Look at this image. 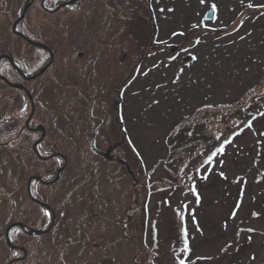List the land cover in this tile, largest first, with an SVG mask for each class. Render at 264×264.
<instances>
[{"label":"rangeland","instance_id":"rangeland-1","mask_svg":"<svg viewBox=\"0 0 264 264\" xmlns=\"http://www.w3.org/2000/svg\"><path fill=\"white\" fill-rule=\"evenodd\" d=\"M26 1L0 0V54L31 75L50 55L12 30ZM20 30L54 51L13 82L34 97L43 153L67 161L34 183L56 213L43 231L51 212L28 177L64 159L32 157L30 101L0 82V141L19 132L0 146V264H264V0H80L54 14L36 0ZM16 221L41 231L13 227V247Z\"/></svg>","mask_w":264,"mask_h":264},{"label":"water","instance_id":"water-1","mask_svg":"<svg viewBox=\"0 0 264 264\" xmlns=\"http://www.w3.org/2000/svg\"><path fill=\"white\" fill-rule=\"evenodd\" d=\"M75 1H77V0H69V1H66V2L60 4V5L57 7L56 10H58V9L61 8L62 6H65V5H67V4H69V3H72V2H75ZM31 3H32V0H27V1H26L25 5H24V7H23V10H22V12H21V14H20V16L16 19V21H15L14 24H13V31H14L15 33L21 35L23 38H25L27 41L33 43L34 45L47 49V50L50 52V54H51V58H50V60H49V61H48V62H47V63H46V64H45V65H44V66H43V67H42L37 73H35V74H33V75H30V76H25V78H27V79H33V78H36V77H38L39 75L43 74V73L46 71V69L52 64V62H53V60H54V53H53V51L51 50V48H50L48 45H46L45 43L39 42V41H34V40L30 39L29 37H27V36H26L25 34H23L22 32H20V31L17 30V25H18V24L24 19V17H25V15H26V13H27V11H28V9H29ZM44 3H45V0L42 1V5H43V6H44ZM214 14H215L214 9H210V10L206 13V18H207V19H211V18H213ZM173 51H176V47H173ZM3 57L10 58V60H12V62H13V58H12L11 56L6 55V54H4V55H0V59L3 58ZM0 78H2L3 80H5L7 83H9L10 85H12V86H14V87H18V88H22V89H24L25 92L27 93V95H28V97H29V99H30V101H31V105H32L31 113H30L28 119L26 120V125L29 127V122H30V120L32 119V116L34 115V112H35V102H34L33 96L31 95L30 91H29V90H28L23 84H21V83H14V82L10 81L7 77H5V76H3V75H1V74H0ZM34 130H36V131H37V130H40V131L42 132V135H41L40 139L36 140V142L34 143V149H35L36 153H37L41 158H49V157L54 156V155H61V156H63V158L65 159V164H64L62 167H60V168L58 169V171H57V173H56V176H55L52 180L49 181V183H53V182L57 181V180L60 178L61 172L64 170V168H65V166H66L67 158H66L62 153H60V152H54V153H52L51 155H49V156H47V157L41 156V155L39 154L38 149H37V145H38L39 142L44 138V136H45V134H46V128H45L43 125L40 124V125H38L37 127H35ZM92 147H93V149H94L96 152L100 153L101 155H103V156H105V157H107V158H110V157H111V149L109 148V149H107L106 151H102V150L98 149L97 146H96L95 138H94V140H93ZM128 169H129V171H131L129 166H128ZM131 173H133V172L131 171ZM36 177L39 178V179H41L40 176H36ZM31 179H32V178H31ZM30 181H31V180H30ZM29 192H30V195H31V187H30V183H29ZM45 205L48 206V204H45ZM49 208H50V206H49ZM50 210L52 211V216H53V217H52V223H51V226H50L47 230H43V231H48V230H50V229L52 228L53 224H54V221H55V212H54V210L51 209V208H50ZM15 225H19V226L25 228V230H26L25 224L22 223V222H15V223H12V224L7 228V230H6L7 241H8V243H9L11 246H13V247H15V245L11 242V240H10L8 234H9L10 229H11L13 226H15ZM39 231H41V230H38V229H35V228H31V229H29L28 232L32 234V233L39 232ZM22 249H23V251H24V253H25L24 256H26V250H25V248L22 247ZM24 256H23V257H24ZM20 258H22V257L14 258V259H12V260H11L9 263H7V264H12L13 262H15L16 260H18V259H20Z\"/></svg>","mask_w":264,"mask_h":264},{"label":"flooded vegetation","instance_id":"flooded-vegetation-1","mask_svg":"<svg viewBox=\"0 0 264 264\" xmlns=\"http://www.w3.org/2000/svg\"><path fill=\"white\" fill-rule=\"evenodd\" d=\"M57 1H60V0H46L45 1V4H46V6H47V8L48 9H45L44 8V10L47 12V13H58L60 10H55L60 4H62V3H64L65 1H67V0H61L60 1V3L59 4H57L56 2ZM79 2V1H78ZM78 2H76V3H78ZM41 6H42V0H41ZM68 7H74V5L72 4V5H69ZM27 42H29V41H27ZM29 43H31V42H29ZM32 45H34L33 43H31ZM48 45V44H47ZM50 47V46H49ZM51 48V47H50ZM165 48H170L169 46H165ZM44 49V48H43ZM52 49V48H51ZM172 49V48H171ZM46 50V49H45ZM46 51H48V50H46ZM54 52V51H53ZM0 55H2V54H0ZM49 55H50V53H49ZM12 58H13V62H12V60H10V58H3V59H1L0 60V74H2V75H4V76H6L9 80H11L12 82H13V79H22L23 81L24 80H28L27 78H25V76H30V75H28V72H26V71H24L20 66V64H19V62H18V60L15 58V57H13L12 56ZM3 61H5L6 62V65H7V67L9 68V69H7L6 68V72H4L3 71ZM19 67V69L16 67ZM8 70H10L11 72H13V74L15 75V76H17V78H15V76L14 75H11V74H9L7 71ZM34 74V72L31 74V75H33ZM0 82H4L6 85H8V86H11L12 88H14L15 90H16V92H19V91H21L23 94H25L26 95V93H25V91H24V89H19V88H16V87H13L12 85H10L9 83H7L5 80H3L2 78H0ZM15 82H18V83H22L29 91H30V89L23 83V82H19V81H15ZM14 82V83H15ZM31 92V91H30ZM30 115V114H29ZM14 117V115H10V116H7L6 118H4L3 120H2V122L1 123H3V122H5V121H7V120H9L10 121V119H12ZM29 117V116H28ZM28 117L26 118V120L28 119ZM26 120H25V122H24V126L21 128V132H23L24 130H26V131H28V133H29V135H30V139L32 140V147H31V149H32V157H33V155H34V153H35V149H34V143H35V141L37 140H34V134L36 133V131L34 130L35 129V127L37 126V125H35V124H32L31 123V121H32V119L30 120V126L28 127L27 125H26ZM15 129H16V132H10V139L9 140H12L10 143H13V140L15 139V138H18L19 137V132L17 131V128L15 127ZM41 135H42V133H41V131H40V136H39V138L41 137ZM45 139V138H44ZM43 139V140H44ZM43 140L41 141V143L38 145V149H39V151H40V154L41 155H43V156H47V154H44L43 153V151H42V149H41V146H43ZM8 141H0V146H8V144H6ZM112 151H113V147H109ZM35 155H36V153H35ZM49 155V154H48ZM65 156V155H64ZM38 157V156H37ZM66 157V156H65ZM67 158V157H66ZM112 158H114V156L112 155L111 156V158L110 159H112ZM42 159V158H41ZM36 176V174H34V173H32V174H30L29 175V177H28V182H27V193H28V195H29V197H30V199H31V201L32 202H34L35 204H38V205H40V206H42L41 208H46V209H48L49 210V205L48 206H46V205H44L43 203H47V202H45V198L44 197H42V196H40V194L39 193H35V191H34V183L35 182H37V183H39V185L40 184H42V185H45V184H47L48 185V180L49 179H46V178H44V176L43 175H39V176H41L42 177V179H39V178H37V177H35ZM31 178H33L32 180H31ZM30 180H31V189H32V195H33V198L30 196V194H29V190H28V188H29V183H30ZM35 198L37 199V200H35ZM50 211V210H49Z\"/></svg>","mask_w":264,"mask_h":264},{"label":"snow or ice","instance_id":"snow-or-ice-1","mask_svg":"<svg viewBox=\"0 0 264 264\" xmlns=\"http://www.w3.org/2000/svg\"><path fill=\"white\" fill-rule=\"evenodd\" d=\"M201 2L203 3L204 0H201ZM248 6L249 7H252L251 4H249ZM213 8H214V6H213ZM193 59H195V57H193ZM249 127H251V125H249ZM221 152H223V146H221L220 148L216 149L215 152H213L211 155H209L207 162L210 163L211 160H212V158H213V156H215L217 153H221ZM221 175H223V173H221ZM203 179H207V177H203ZM233 215H235V213H233ZM253 215H257V214L256 213H253ZM248 231H254V230L253 229H249ZM184 235H185V237H187V231H186V229L184 230ZM249 240H250V238H249ZM182 251L185 252V253H187L188 251H190V249L188 247V240H187V238H185V240H184V248L182 249ZM253 259H255V257H253ZM178 264H187V261L185 259H183V258H180V259H178Z\"/></svg>","mask_w":264,"mask_h":264},{"label":"trees","instance_id":"trees-1","mask_svg":"<svg viewBox=\"0 0 264 264\" xmlns=\"http://www.w3.org/2000/svg\"><path fill=\"white\" fill-rule=\"evenodd\" d=\"M36 0L33 1V3L35 2ZM61 1V0H60ZM60 1H57L56 3L59 4ZM32 3V4H33ZM42 7V6H41ZM43 8V7H42ZM46 12V11H45ZM22 24H23V21L18 25V28L21 29L22 28ZM25 33V32H24ZM27 36H29L30 38L34 39V40H38V38L34 37L33 35H30L28 33H25Z\"/></svg>","mask_w":264,"mask_h":264}]
</instances>
